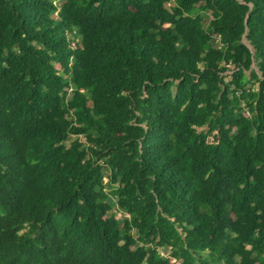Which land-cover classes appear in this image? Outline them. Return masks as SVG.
Segmentation results:
<instances>
[{
	"label": "trees",
	"instance_id": "1",
	"mask_svg": "<svg viewBox=\"0 0 264 264\" xmlns=\"http://www.w3.org/2000/svg\"><path fill=\"white\" fill-rule=\"evenodd\" d=\"M0 264H264V0H0Z\"/></svg>",
	"mask_w": 264,
	"mask_h": 264
},
{
	"label": "rangeland",
	"instance_id": "2",
	"mask_svg": "<svg viewBox=\"0 0 264 264\" xmlns=\"http://www.w3.org/2000/svg\"><path fill=\"white\" fill-rule=\"evenodd\" d=\"M232 67V66H231ZM232 73V71L231 70H227V71H225V75H226V78L227 79H230V74ZM249 73V72H248ZM257 86H258V84L256 85V88H257ZM205 129H207V127H204ZM204 128H199V129H204ZM76 138H79L81 141H83V142H85V137L84 136H82V135H72V136H70L69 137V139L67 140V144L69 145L74 139H76ZM105 180L107 181V178H105ZM107 191H109L110 190V188H107L106 189ZM108 201L110 202V204L112 205V210H111V213H114L118 218H120V219H122L123 217H125L126 216V214L123 212V211H121L120 209H119V207L117 206V204H116V199L111 195V194H109V198H108ZM162 250V249H161ZM169 252H170V250L168 249V250H162V254L163 255H165V256H167L168 254H169Z\"/></svg>",
	"mask_w": 264,
	"mask_h": 264
},
{
	"label": "water",
	"instance_id": "3",
	"mask_svg": "<svg viewBox=\"0 0 264 264\" xmlns=\"http://www.w3.org/2000/svg\"><path fill=\"white\" fill-rule=\"evenodd\" d=\"M247 44H249V42L247 41Z\"/></svg>",
	"mask_w": 264,
	"mask_h": 264
}]
</instances>
